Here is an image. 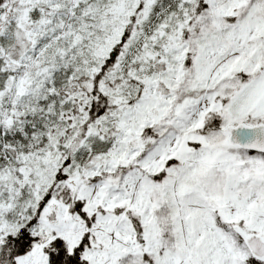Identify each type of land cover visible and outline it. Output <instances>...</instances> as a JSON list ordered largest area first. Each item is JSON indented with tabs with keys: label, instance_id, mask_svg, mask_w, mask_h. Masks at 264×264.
Returning <instances> with one entry per match:
<instances>
[{
	"label": "snow or ice",
	"instance_id": "1",
	"mask_svg": "<svg viewBox=\"0 0 264 264\" xmlns=\"http://www.w3.org/2000/svg\"><path fill=\"white\" fill-rule=\"evenodd\" d=\"M0 264H264V0H0Z\"/></svg>",
	"mask_w": 264,
	"mask_h": 264
}]
</instances>
